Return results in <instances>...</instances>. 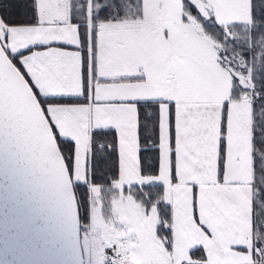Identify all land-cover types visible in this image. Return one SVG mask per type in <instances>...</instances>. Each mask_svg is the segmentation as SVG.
<instances>
[{
    "label": "snow or ice",
    "instance_id": "obj_1",
    "mask_svg": "<svg viewBox=\"0 0 264 264\" xmlns=\"http://www.w3.org/2000/svg\"><path fill=\"white\" fill-rule=\"evenodd\" d=\"M0 264H264V0H0Z\"/></svg>",
    "mask_w": 264,
    "mask_h": 264
}]
</instances>
